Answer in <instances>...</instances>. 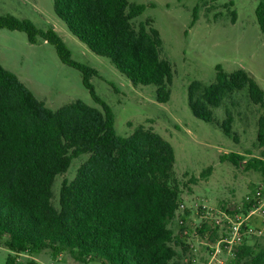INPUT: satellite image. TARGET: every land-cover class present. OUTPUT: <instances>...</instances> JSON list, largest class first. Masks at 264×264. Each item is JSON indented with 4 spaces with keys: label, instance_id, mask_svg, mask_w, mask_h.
Wrapping results in <instances>:
<instances>
[{
    "label": "trees",
    "instance_id": "obj_1",
    "mask_svg": "<svg viewBox=\"0 0 264 264\" xmlns=\"http://www.w3.org/2000/svg\"><path fill=\"white\" fill-rule=\"evenodd\" d=\"M143 10V4L128 0H53V11L69 32L133 86L154 85L156 102L165 103L173 67L161 56L162 38L152 21L133 24ZM197 17L194 7L190 25ZM255 17L264 34V0L258 1ZM2 28L24 32L31 44L38 39L51 44L63 64L81 73L98 105L75 99L53 110L0 63V242L11 252L4 264H39L32 256L45 250L67 252L83 263L183 264L168 226L179 201L172 144L141 124L128 136L119 135L110 105L90 80L98 71L73 59L52 26L40 28L6 13L0 14ZM215 69L214 81L189 83L187 103L195 117L231 137V113L226 110L217 123L214 109L241 90L252 103L264 105V91L243 68ZM257 138L264 142L263 120ZM80 155L87 158L72 180L62 181L56 207L55 178ZM220 159L238 165L244 157L229 152ZM246 167L264 172V161L253 158ZM254 248L238 246L233 264H264V249Z\"/></svg>",
    "mask_w": 264,
    "mask_h": 264
},
{
    "label": "rangeland",
    "instance_id": "obj_2",
    "mask_svg": "<svg viewBox=\"0 0 264 264\" xmlns=\"http://www.w3.org/2000/svg\"><path fill=\"white\" fill-rule=\"evenodd\" d=\"M128 1L144 5L132 22L138 26L146 19L152 21L162 38L161 56L172 64L171 95L165 103L156 102L154 85L133 86L107 58L91 52L69 32L55 15L53 0H0V14L29 19L40 28L52 26L73 59L98 71L99 76L90 80L96 94L110 105L119 135L128 136L141 124L172 144L178 204L184 205L168 225L176 236V251L183 264H233L242 244L264 249V212L250 214L252 207L246 200L264 184V172L246 167L253 158L264 161V142L257 138L261 120L264 124V105L252 103L242 90L226 98L214 113L217 123L226 110L231 113L233 135L228 137L217 125L192 114L187 87L196 79L214 81L215 67L220 65L227 72L245 69L264 91V34L255 17L259 0ZM194 7L198 17L190 25ZM0 63L51 109L75 99L98 106L84 87L81 73L63 64L54 47L42 39L31 44L22 31L0 29ZM229 152L244 159L238 165L222 161L220 155ZM86 158L72 159L67 171L56 176L52 199L56 207L62 181L72 180ZM233 226L239 227L236 235ZM10 253L0 242V264ZM32 257L39 264H100L95 259L79 262L67 252L52 255L50 250ZM23 258L17 256V261Z\"/></svg>",
    "mask_w": 264,
    "mask_h": 264
},
{
    "label": "built area",
    "instance_id": "obj_3",
    "mask_svg": "<svg viewBox=\"0 0 264 264\" xmlns=\"http://www.w3.org/2000/svg\"><path fill=\"white\" fill-rule=\"evenodd\" d=\"M246 200L248 203L251 204L252 207V211L250 212V214H252L253 212H255L256 210H261L262 212H264V184L256 187L254 189V191L252 192L251 196H246ZM184 208L183 204H178L177 209H182ZM176 209V210H177ZM176 212V211H175ZM183 221L180 220V223H182ZM234 230L235 235L238 233V226H233L232 227ZM237 240H240L239 237H235Z\"/></svg>",
    "mask_w": 264,
    "mask_h": 264
},
{
    "label": "crops",
    "instance_id": "obj_4",
    "mask_svg": "<svg viewBox=\"0 0 264 264\" xmlns=\"http://www.w3.org/2000/svg\"><path fill=\"white\" fill-rule=\"evenodd\" d=\"M45 42V41H44ZM54 110V109H53Z\"/></svg>",
    "mask_w": 264,
    "mask_h": 264
}]
</instances>
